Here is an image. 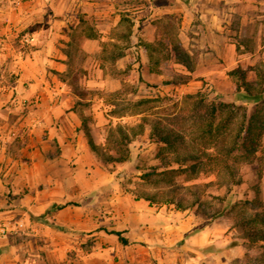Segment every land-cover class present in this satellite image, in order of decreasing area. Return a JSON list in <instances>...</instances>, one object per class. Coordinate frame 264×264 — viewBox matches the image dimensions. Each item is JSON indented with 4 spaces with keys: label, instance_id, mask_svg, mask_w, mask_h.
<instances>
[{
    "label": "crops",
    "instance_id": "1",
    "mask_svg": "<svg viewBox=\"0 0 264 264\" xmlns=\"http://www.w3.org/2000/svg\"><path fill=\"white\" fill-rule=\"evenodd\" d=\"M247 1L194 0L191 8L179 9L183 23L197 13L206 24L202 36L207 45L218 56L233 58L231 66L244 69L223 27L228 17L249 7ZM173 11L149 0H0V44L8 49L4 53L0 48V57L15 54L9 35L4 39L2 32L25 30L22 40L28 44L15 55V64L10 61V69L20 72L11 87L20 91L21 101L30 103L24 114L0 113V204L5 206L0 210V225L22 221L23 231L30 216L38 218L26 232L0 234V264H149L144 254L165 249L169 232L192 227L189 217L175 221L174 210L164 214L148 203V209L118 206L111 215L116 220L103 214L108 205L102 203L97 209L90 203L86 209L71 204L56 211L50 208L59 201H84L87 195L77 198L78 185L88 184L84 171L92 162L80 128L81 114L74 108V88L119 89L120 78L104 74L105 51L117 50L112 56L117 67L122 66L126 54L124 47L119 52V43L126 38V22L139 30L156 27L158 19ZM139 33L143 41L155 43L153 36ZM75 73L76 80L67 75ZM89 132L96 141L94 127ZM141 203L135 200L132 205L141 207ZM44 218L51 222L42 227L39 222ZM111 230L120 231L129 243L123 245ZM206 230L190 238L199 239Z\"/></svg>",
    "mask_w": 264,
    "mask_h": 264
},
{
    "label": "rangeland",
    "instance_id": "2",
    "mask_svg": "<svg viewBox=\"0 0 264 264\" xmlns=\"http://www.w3.org/2000/svg\"><path fill=\"white\" fill-rule=\"evenodd\" d=\"M149 1L161 8L172 7L174 11L158 19L156 27L139 30V26L135 28L130 21L126 22V38L119 43V52H123L121 49L124 47L126 54L122 66L117 67L116 59L112 56L117 50L108 48L105 51V57L108 58L103 61L104 74L120 78V88L95 91L76 87L73 90L76 96L74 108L85 117L89 129H95L97 153L90 150L92 163L84 171L88 184L78 185L76 190L77 198H80L79 194H87L84 201H59L50 208L56 211L71 204L76 209H86L90 203L97 209L96 205L102 203L108 205L102 209L103 214L108 215L109 220H116L118 217L111 215L118 206L126 210L148 209V202L142 198L135 199L136 196L143 193L163 196L172 191L177 199H196L197 202L183 211L160 203L149 207L156 211L161 209L164 214L174 210L171 215L173 220L189 217L193 225L188 231L169 232V243L165 249L156 250L161 252L158 256L155 251L145 253L149 264H156L159 260L167 264H255L263 246L260 243L244 244L235 221L237 214L260 210L264 205V170L259 173V159L228 158L233 181H230L226 170L215 163L210 164L205 156L197 174H176L173 184L165 181L150 183L141 177L143 172L150 171L152 167H157V171L163 169L160 166L161 157L157 155L159 145L148 137L150 121L159 119L169 128L185 135L188 149L200 151L203 149L202 144L188 142L192 121L199 115H205L206 102H233L235 89V80L228 74L235 68L230 64L233 58L218 56L213 47L207 45L202 36L206 24L197 13L182 22L179 8L183 5L191 8L194 0ZM246 4L249 7H243L239 14L234 13L227 18L223 32L227 35L228 43L236 46L235 51L241 59L246 79L254 81V67L264 61V0H249ZM9 31H3L2 37L5 39L9 35L7 41L15 54L0 57V113L8 112L13 116L26 113L25 107L30 104L27 99L21 101L20 91L11 87L20 72L17 68L10 69V61L16 63L15 55L23 51L28 42L22 40L25 30ZM139 32L153 36L160 54L166 57L161 62L160 72L151 71V66L144 60L145 53L140 45L144 35ZM0 48H3L4 53L8 51L5 45L0 44ZM67 75H72V79L76 80L78 74ZM167 81L172 83H165ZM197 93L206 96L201 104L196 103L200 98ZM138 124H142V131L132 135L131 127L138 130ZM119 128L128 134V142L118 141ZM216 144L208 146L206 150L215 153L219 143ZM120 152L126 154L125 161H106L108 155L120 156ZM4 190L6 192L7 189ZM87 196L92 199L91 202L85 199ZM135 200H141L143 205H132ZM3 208L5 206L0 204V210ZM213 214L216 215L213 217ZM35 222H38V218L30 216L24 230L20 232L30 230ZM50 222L44 218L39 223L44 227ZM205 228L207 230L201 234V238H190ZM37 253H41V249ZM132 255L129 254L130 257Z\"/></svg>",
    "mask_w": 264,
    "mask_h": 264
},
{
    "label": "trees",
    "instance_id": "3",
    "mask_svg": "<svg viewBox=\"0 0 264 264\" xmlns=\"http://www.w3.org/2000/svg\"><path fill=\"white\" fill-rule=\"evenodd\" d=\"M140 45L147 53L148 63L151 71L160 72L161 62L166 57L160 54L158 44L141 41ZM255 80L246 79L245 70L235 67L228 74L235 80L234 101L206 102L207 110L205 115H199L192 121L188 142H199L203 149L194 151L186 147L185 135L169 128L159 119L149 122L148 137L156 142L158 146L157 155L161 157L160 171L157 167H152L150 171L143 172L141 177L150 183L165 181L174 183V175L189 172L193 176L200 171L203 157L205 156L210 164L221 166L226 170L230 181H233V171L228 164V158L241 157L246 160L259 159V173L264 170V61L254 67ZM165 83H172L167 81ZM200 97L196 102L201 104L206 96L197 93ZM239 101V103H236ZM81 125L87 144L91 151L97 153V146L94 143L89 126L83 115ZM140 129L131 127L132 135L139 134L142 124H138ZM228 130V131H227ZM227 134L228 136H225ZM228 137L227 139H225ZM128 134L119 128V142L129 141ZM215 153L208 152L206 148L210 145H217ZM184 145V146H183ZM127 159L125 153L120 152V156L108 155V162H123ZM175 166V168H173ZM156 176V178H151ZM189 176V177H190ZM142 198L149 205L160 203L172 205L177 211H183L195 205L196 199L175 198L172 191L163 196L143 193L135 199ZM222 215V213H219ZM218 214V215H219ZM216 214H213V217ZM235 226L240 230L243 243L253 245L260 243L263 250L256 259L255 264H264V205L260 210L248 213L237 214ZM109 233L116 235L123 245H127L128 240L121 235L120 231L111 230Z\"/></svg>",
    "mask_w": 264,
    "mask_h": 264
},
{
    "label": "built area",
    "instance_id": "4",
    "mask_svg": "<svg viewBox=\"0 0 264 264\" xmlns=\"http://www.w3.org/2000/svg\"><path fill=\"white\" fill-rule=\"evenodd\" d=\"M24 227V224L22 221H14L10 222L8 224H2L0 225V234L6 235L11 233H16L17 231L22 230Z\"/></svg>",
    "mask_w": 264,
    "mask_h": 264
}]
</instances>
